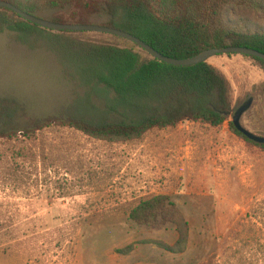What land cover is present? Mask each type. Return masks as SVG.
Returning a JSON list of instances; mask_svg holds the SVG:
<instances>
[{
    "label": "rangeland",
    "instance_id": "rangeland-1",
    "mask_svg": "<svg viewBox=\"0 0 264 264\" xmlns=\"http://www.w3.org/2000/svg\"><path fill=\"white\" fill-rule=\"evenodd\" d=\"M57 13L82 11L72 5L39 15L50 20ZM239 14L264 29L263 15ZM106 21L92 15V23ZM54 32L152 57L114 35ZM15 35L0 32V264H264V145L231 127L236 111L252 99L241 124L264 137L259 62L242 54L208 60L230 88L231 110L223 124L184 121L136 140L109 142L60 124L32 128L79 89L63 75L54 52ZM11 107L8 119L4 110ZM159 195L168 196L189 222L184 254L146 243H174L173 225L151 228L130 218L140 202ZM130 244L133 251L119 252Z\"/></svg>",
    "mask_w": 264,
    "mask_h": 264
},
{
    "label": "trees",
    "instance_id": "trees-1",
    "mask_svg": "<svg viewBox=\"0 0 264 264\" xmlns=\"http://www.w3.org/2000/svg\"><path fill=\"white\" fill-rule=\"evenodd\" d=\"M6 1L39 17L42 10L57 11L75 5L81 9V14L57 13L50 20L91 24L92 15L105 16L107 21L102 25L129 32L172 58L185 59L208 49L228 46L264 52V29L253 28L239 14L250 10L264 16V0ZM5 30L16 32V40L33 48L54 52L63 75L79 89L74 90L72 101L63 105L58 113L37 119L32 127L35 130L60 124L93 138L121 142L139 139L153 128L173 127L184 121L199 120L219 126L229 118L228 81L208 61L174 66L153 57L146 60L132 47L81 40L70 36L71 32L42 28L12 10L0 8V32ZM252 58L264 70V60ZM14 110L12 107L4 110V116L11 119ZM231 127L251 140L233 121ZM130 218L151 228L173 225L177 233L174 243L161 240L146 243L172 254L189 250V222L168 196L143 200L132 210ZM133 249L134 244H130L119 252L128 253Z\"/></svg>",
    "mask_w": 264,
    "mask_h": 264
},
{
    "label": "water",
    "instance_id": "water-1",
    "mask_svg": "<svg viewBox=\"0 0 264 264\" xmlns=\"http://www.w3.org/2000/svg\"><path fill=\"white\" fill-rule=\"evenodd\" d=\"M0 8H6L9 10H12L15 14L23 17L27 21L34 23L42 28H46L53 31H81V32H99V33H105L110 34L114 36H118L120 38H123L125 40H128L139 47H141L143 50H145L148 54H150L154 59H158L162 62H165L170 65L174 66H191L196 65L202 62L208 61L210 58L220 55V54H242L246 56L256 57L264 60V52H261L259 50L249 48V47H243V46H228L224 48H212L205 50L193 57L185 58V59H178V58H172L166 55H163L159 51H157L155 48H153L151 45L143 41L141 38L126 32L124 30L91 23V24H70V23H58L51 21L49 19H45L30 13H27L17 7L16 5L6 1V0H0ZM253 103V100H248L245 104H243L234 114L233 116V123L235 127L243 133L246 137L249 139L264 144V137L258 136L254 134L253 132L249 131L241 124V117L243 114L251 107Z\"/></svg>",
    "mask_w": 264,
    "mask_h": 264
}]
</instances>
